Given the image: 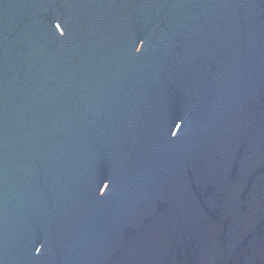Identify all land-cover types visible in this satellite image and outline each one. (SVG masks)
<instances>
[{
	"label": "water",
	"instance_id": "water-1",
	"mask_svg": "<svg viewBox=\"0 0 264 264\" xmlns=\"http://www.w3.org/2000/svg\"><path fill=\"white\" fill-rule=\"evenodd\" d=\"M0 264H264V0H0Z\"/></svg>",
	"mask_w": 264,
	"mask_h": 264
},
{
	"label": "snow or ice",
	"instance_id": "snow-or-ice-1",
	"mask_svg": "<svg viewBox=\"0 0 264 264\" xmlns=\"http://www.w3.org/2000/svg\"><path fill=\"white\" fill-rule=\"evenodd\" d=\"M104 187H105V188H107V187H108V185H107V184H105V185H104ZM37 251H39V249H37Z\"/></svg>",
	"mask_w": 264,
	"mask_h": 264
}]
</instances>
